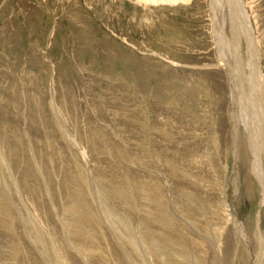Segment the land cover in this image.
I'll return each mask as SVG.
<instances>
[{"label": "rangeland", "instance_id": "1", "mask_svg": "<svg viewBox=\"0 0 264 264\" xmlns=\"http://www.w3.org/2000/svg\"><path fill=\"white\" fill-rule=\"evenodd\" d=\"M125 1L0 0V264H264V0Z\"/></svg>", "mask_w": 264, "mask_h": 264}, {"label": "bare ground", "instance_id": "2", "mask_svg": "<svg viewBox=\"0 0 264 264\" xmlns=\"http://www.w3.org/2000/svg\"><path fill=\"white\" fill-rule=\"evenodd\" d=\"M122 2H126L125 0H121ZM136 1V3H138V4H144V5H151V6H159V5H163V4H165V5H173V6H177V5H180V4H184V3H186V4H188L191 0H135ZM217 1H219V0H217ZM223 2V5H225V7H226V10H227V14L229 15V19H231L232 20V23H233V25H232V30H233V32L234 31H236L239 35H240V33H241V29L243 28V30H245L244 28H246V30H248L250 27H249V25L247 24V26H245V20L246 19H244L245 18V14L243 15V16H241V18H240V16H238L239 15V13H241V11H240V9H241V7H242V5H241V1L240 0H223L222 1ZM244 2V1H243ZM237 3H239L240 4V8H238V10L240 11V12H237L238 13V15H237V13L234 11V9H233V5L234 6H236L237 5ZM232 7V8H231ZM237 7V6H236ZM237 9V8H236ZM245 10V9H244ZM248 20V19H247ZM242 26H244V27H242ZM231 30V31H232ZM250 32H248V34H249ZM236 34V33H235ZM236 42H237V40H235ZM235 42V44H234V46L235 45H237V43ZM236 47L237 46H235L234 48L235 49H233V50H235L236 52H237V49H236ZM238 48V47H237ZM251 48V47H250ZM239 50V49H238ZM252 57H253V55H252ZM255 58V57H254ZM255 63V62H254ZM253 63V64H254ZM256 64V63H255ZM251 67H253L252 65H251ZM257 67V66H256ZM244 68V67H243ZM246 68V67H245ZM254 68V67H253ZM258 69H259V67H258ZM251 71V70H250ZM255 72L257 71V70H254ZM238 73L240 74L239 76H238ZM252 73H253V71H252ZM236 74H237V76L240 78L241 77V72L240 71H238V72H236ZM253 77H255V82H253V84H255L256 83V80H257V78H256V75H253ZM262 78V77H261ZM262 83V82H261ZM263 84V83H262ZM253 91V90H252ZM243 97H245V95L243 94L242 95V99L243 100H241V106H242V110L245 112V111H248L247 112V115H248V113H249V120H250V124L248 125L249 126V131H250V135H249V143H250V146H251V150H252V153H253V156L255 157V165H254V167H255V169H256V172H257V175L259 176L260 174H259V170H258V163H259V158L261 157V154H263V149H264V147H263V149H262V146L260 145V143H259V140H260V138H261V133L259 132V130L260 129H262L263 128V125H262V122H264V118L262 117V118H259V116H258V114L261 116V115H263L264 114V109L262 108V109H259L260 111L258 112V113H255V112H252V113H255L254 114V116H255V118L253 119V116L251 117V112L249 111V106H250V101H249V104H247L246 105V103H247V100L246 99H248L247 98V96L245 97V98H243ZM246 100V101H245ZM254 103H256V102H254ZM247 106H248V108H247ZM252 111V110H251ZM246 113V112H245ZM248 120V121H249ZM264 124V123H263ZM263 137V136H262ZM250 150V151H251ZM258 161V162H257ZM258 170V171H257ZM262 175V174H261ZM260 175V176H261ZM220 229V228H219ZM218 230V229H217ZM220 233H221V235H220V237L222 238V234H224V231H220ZM221 240V239H220ZM213 243V242H212ZM214 245L216 244V246L213 248V251H214V258H215V260H214V262H215V264H220V260H221V257H223L222 255L224 254V252H225V246H224V244H223V242L222 241H220V242H216V243H213ZM260 262V261H259Z\"/></svg>", "mask_w": 264, "mask_h": 264}]
</instances>
